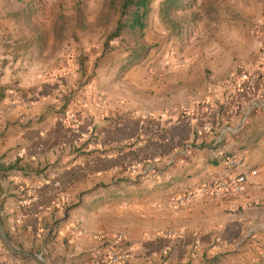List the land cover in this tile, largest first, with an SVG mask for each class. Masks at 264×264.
I'll use <instances>...</instances> for the list:
<instances>
[{"label":"crops","instance_id":"0c3cea01","mask_svg":"<svg viewBox=\"0 0 264 264\" xmlns=\"http://www.w3.org/2000/svg\"><path fill=\"white\" fill-rule=\"evenodd\" d=\"M13 1L0 0V208L11 241L48 264H264V0H225L179 30L155 0L142 36L67 49L59 17L10 29ZM240 173L235 198L179 200ZM171 227L180 233L165 235ZM0 264L37 263L0 240Z\"/></svg>","mask_w":264,"mask_h":264},{"label":"rangeland","instance_id":"374dc122","mask_svg":"<svg viewBox=\"0 0 264 264\" xmlns=\"http://www.w3.org/2000/svg\"><path fill=\"white\" fill-rule=\"evenodd\" d=\"M223 1L225 0H219V5ZM13 2L15 5L10 7L15 17V22L10 25L12 30L32 31L29 23L23 22V20L28 21L31 16L39 22L49 20L51 17H59L62 19L60 30L64 36L57 42L58 47L67 49L73 42L81 47L82 45L93 46L97 43L106 47L114 46L108 38H95L94 36L97 34L103 36L114 30L116 22L119 21V0H31L30 5L27 4V6L23 5L26 0H14ZM72 30L74 33L70 36ZM78 32L82 33L77 35ZM124 41L128 45V39ZM50 46L53 50V43Z\"/></svg>","mask_w":264,"mask_h":264},{"label":"trees","instance_id":"16d2710c","mask_svg":"<svg viewBox=\"0 0 264 264\" xmlns=\"http://www.w3.org/2000/svg\"><path fill=\"white\" fill-rule=\"evenodd\" d=\"M154 1L119 0V21L108 40L118 37L122 30L135 29L142 36ZM218 5L219 0H161L159 14L169 28L179 30L185 23L215 14Z\"/></svg>","mask_w":264,"mask_h":264},{"label":"built area","instance_id":"2783aa9c","mask_svg":"<svg viewBox=\"0 0 264 264\" xmlns=\"http://www.w3.org/2000/svg\"><path fill=\"white\" fill-rule=\"evenodd\" d=\"M261 58V56L259 57ZM178 63H181V58H177L176 60ZM251 83V81H250ZM228 165L231 166H238L241 164V160L235 159V158H228L227 160ZM135 168V167H133ZM132 168V169H133ZM253 173H256L255 170L252 171ZM246 181V176L243 173L237 174L236 176L230 178V179H220L213 181L211 183H207L202 185L195 193L194 192H187L183 194L179 200H188L192 198L195 195H204L206 193H211L213 196L216 197H223V196H229L230 198H235L239 196L243 189H244V184ZM74 230H78V226L73 227ZM82 232H86V230L81 229ZM180 231L174 227L167 228L164 230L165 235H177L179 234ZM118 237H121V234L118 235ZM109 260L112 263H118L122 260H124L125 255L122 253H119L115 250H110L109 251Z\"/></svg>","mask_w":264,"mask_h":264},{"label":"water","instance_id":"95a60500","mask_svg":"<svg viewBox=\"0 0 264 264\" xmlns=\"http://www.w3.org/2000/svg\"><path fill=\"white\" fill-rule=\"evenodd\" d=\"M0 240L4 245V247L12 254L17 255L21 258H30L37 264H48L47 261H45V259L42 257V255L39 252L22 249L11 241V239L6 233V230L2 222L1 208H0Z\"/></svg>","mask_w":264,"mask_h":264}]
</instances>
